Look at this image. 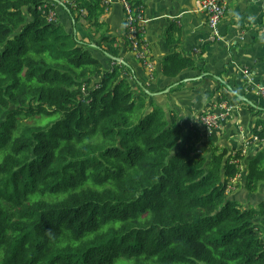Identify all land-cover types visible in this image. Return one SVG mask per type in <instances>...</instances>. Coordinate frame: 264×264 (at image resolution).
<instances>
[{
  "label": "trees",
  "instance_id": "16d2710c",
  "mask_svg": "<svg viewBox=\"0 0 264 264\" xmlns=\"http://www.w3.org/2000/svg\"><path fill=\"white\" fill-rule=\"evenodd\" d=\"M105 12L100 0H0V264H264V199L232 197L240 150L209 144L208 159L199 129L184 135L147 102L111 59L130 49ZM192 66L170 56L162 73ZM260 183L264 147L243 188Z\"/></svg>",
  "mask_w": 264,
  "mask_h": 264
},
{
  "label": "crops",
  "instance_id": "0c3cea01",
  "mask_svg": "<svg viewBox=\"0 0 264 264\" xmlns=\"http://www.w3.org/2000/svg\"><path fill=\"white\" fill-rule=\"evenodd\" d=\"M139 1L147 19L144 38L155 72L150 78L123 46L119 59L129 69L131 82L142 88L149 97L147 102L161 108L168 120L174 118L184 135L191 128L200 130L201 141L197 147L201 149V155L205 151L209 159V144L225 148L232 154L237 152L253 134L255 120L263 115L264 98L254 90L242 89L237 95L232 90L242 87L244 79L241 75L244 70H248L254 85L264 83V0H226L227 12L216 35L207 24V15L199 10L201 0ZM109 2L102 21L109 37L120 40L123 45L124 10L120 0ZM59 5L64 4L59 2ZM57 11L58 16L61 14V23L66 30H71L74 22L59 7ZM76 26L77 36H85V28L80 23ZM96 54L100 60H105L103 54ZM170 56L191 60L193 68L184 69L174 79L164 76V59ZM220 95L226 98L234 112L231 113V119L225 120L219 129L205 130L199 122L200 116L217 112L216 104ZM242 97L249 100L255 107L250 106L259 113L251 114L241 104V101L246 103ZM148 110L152 108L148 106ZM263 147V144L249 146L239 161L241 171L233 183L239 185L234 192L243 190L238 198L244 207L254 206L264 199V183H260L257 192L251 196L243 188L247 164Z\"/></svg>",
  "mask_w": 264,
  "mask_h": 264
},
{
  "label": "built area",
  "instance_id": "2783aa9c",
  "mask_svg": "<svg viewBox=\"0 0 264 264\" xmlns=\"http://www.w3.org/2000/svg\"><path fill=\"white\" fill-rule=\"evenodd\" d=\"M101 5L108 10L110 5L109 0H100ZM120 3L124 10L125 15V36L129 43V51L138 61L143 69L148 73L150 78H153L155 72V65L151 59L150 51L147 46V42L144 38L146 33L147 19L144 15V11L141 8H134L127 0H120ZM199 10L207 15V24L216 35L220 23L225 17L226 4L225 0H201L198 4ZM246 89L254 90L255 93L264 98V83L260 86L253 84V80L250 79V73L248 70H244ZM233 107L225 101H220L217 106V112L205 113L200 116V124L205 130L219 129L225 120H228L233 111ZM257 138H255L256 140ZM248 140L240 149V154L244 155L246 147L248 146ZM250 143V142H249ZM233 163L239 164L238 160ZM235 180V179H234Z\"/></svg>",
  "mask_w": 264,
  "mask_h": 264
},
{
  "label": "rangeland",
  "instance_id": "374dc122",
  "mask_svg": "<svg viewBox=\"0 0 264 264\" xmlns=\"http://www.w3.org/2000/svg\"><path fill=\"white\" fill-rule=\"evenodd\" d=\"M63 2H67V0H63ZM62 3V2H61ZM63 4V3H62ZM225 4H226V12H227V3H226V0H225ZM226 14V13H225ZM60 16H61V14H59V20L60 21H62L61 19H60ZM49 20H53V14L52 13H50V15H49ZM66 28V27H65ZM124 35H125V33H124ZM85 40V42H88V40L87 39H84ZM95 57H98L99 58V56L97 55V54H95L94 55ZM134 57V56H133ZM244 72L245 71H242V78L244 79V83L242 84V87H240V88H242V89H244V90H246V91H248L247 89H246V81H245V75H244ZM250 76V75H249ZM250 79H252L251 78V76H250ZM247 80V79H246ZM229 86H231L232 88H234L233 87V85H230V83H229ZM220 88H221V86H220ZM235 89H239V88H235ZM250 91V90H249ZM223 95H220L219 97H218V99H217V104H216V107L219 105V102L220 101H225V102H227V100H226V98H224V96L222 97ZM222 98V99H221ZM228 104H229V102H227ZM232 112H234V109H233V111ZM207 113H210V112H207ZM211 113H213V112H211ZM205 114V113H204ZM231 119V115L229 116V118H228V120H230ZM253 129H254V127H253ZM255 138H257L256 140H255ZM244 139H246V138H244ZM248 141L250 142H248V146L246 147V150H245V152L247 153V149H248V147L249 146H251V145H253V144H257V142H258V137H254L253 136V134H251L250 136H249V138H248ZM246 142V141H245ZM245 142L243 143V145H245ZM261 144H262V142H261ZM241 157H243V155H241ZM238 161H240V160H238ZM258 188H259V186H258ZM243 190L241 189V190H237L236 192H234L233 193V195H232V197H234V198H237L238 199V201L239 202H241L239 199L240 198H238V195L242 192ZM248 193V192H247ZM242 203V202H241ZM245 206V205H244Z\"/></svg>",
  "mask_w": 264,
  "mask_h": 264
},
{
  "label": "water",
  "instance_id": "95a60500",
  "mask_svg": "<svg viewBox=\"0 0 264 264\" xmlns=\"http://www.w3.org/2000/svg\"><path fill=\"white\" fill-rule=\"evenodd\" d=\"M93 47H96V46L93 45ZM106 56H107V55H106ZM110 58H111V57H110ZM111 59L114 60V61H116V62H118V63L124 64L119 58H111ZM242 100H244L247 104L253 106L249 100H247V99H245V98H243V97H242ZM253 107H255V106H253Z\"/></svg>",
  "mask_w": 264,
  "mask_h": 264
}]
</instances>
